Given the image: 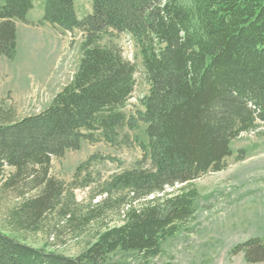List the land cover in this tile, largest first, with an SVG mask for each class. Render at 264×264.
<instances>
[{
  "label": "trees",
  "instance_id": "trees-1",
  "mask_svg": "<svg viewBox=\"0 0 264 264\" xmlns=\"http://www.w3.org/2000/svg\"><path fill=\"white\" fill-rule=\"evenodd\" d=\"M92 1L93 13L82 20L74 0L45 3L41 24L84 35L71 84L39 115L16 120L0 106V264H106L118 251L157 257L161 242L193 219L194 183L225 171L231 143L264 128V0ZM33 8V0H0V57L15 59L16 21L27 24ZM109 30L130 34L142 52L150 93L138 120L147 125L149 165L114 175L105 200L81 214L63 204L52 159L95 142V132L115 144L134 128L123 110L136 69L116 45L101 46ZM236 160H245L244 151ZM57 210L68 232L94 229L79 257L19 237L44 232ZM240 253L248 264L264 263L260 239L238 245Z\"/></svg>",
  "mask_w": 264,
  "mask_h": 264
},
{
  "label": "rangeland",
  "instance_id": "rangeland-1",
  "mask_svg": "<svg viewBox=\"0 0 264 264\" xmlns=\"http://www.w3.org/2000/svg\"><path fill=\"white\" fill-rule=\"evenodd\" d=\"M33 2L34 9L27 17L29 24L17 21L15 59L0 57V106L14 110L16 120L46 110L55 96L71 84L83 57V33L41 24L46 0ZM74 3L79 20L93 13L92 0ZM100 44L116 45L135 66L134 92L123 110L134 128L123 129L115 144L107 143L101 132H95V142L84 140L79 150L52 159L50 175L65 186L63 204L81 214L105 200L103 190L114 175L149 165L147 125L138 120L139 114L145 112L142 100L150 93L141 49L130 34L114 30L102 35ZM263 133L264 128L234 140L233 154L226 159L228 168L208 173L194 183L200 194L194 205L195 215L180 232L161 242L157 257L147 259L139 253L118 251L106 264H248L245 254H234V250L250 239H260L264 245ZM240 151H244L245 160L237 162ZM13 171L9 168L7 174ZM23 187L20 186L22 191L27 188ZM8 199L13 203L15 194L9 193ZM58 213L59 210L48 216L44 232L19 237L36 248L73 258L81 256L93 242L94 229L90 226L76 236L68 232Z\"/></svg>",
  "mask_w": 264,
  "mask_h": 264
},
{
  "label": "crops",
  "instance_id": "crops-1",
  "mask_svg": "<svg viewBox=\"0 0 264 264\" xmlns=\"http://www.w3.org/2000/svg\"><path fill=\"white\" fill-rule=\"evenodd\" d=\"M16 26H17V24H16ZM18 41H19V39H18V26H17V44H18Z\"/></svg>",
  "mask_w": 264,
  "mask_h": 264
}]
</instances>
